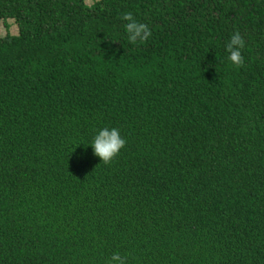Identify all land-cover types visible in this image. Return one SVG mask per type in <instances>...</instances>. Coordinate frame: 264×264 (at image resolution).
<instances>
[{"label":"trees","instance_id":"1","mask_svg":"<svg viewBox=\"0 0 264 264\" xmlns=\"http://www.w3.org/2000/svg\"><path fill=\"white\" fill-rule=\"evenodd\" d=\"M8 19L0 264H264V0H0ZM102 127L126 140L107 165Z\"/></svg>","mask_w":264,"mask_h":264},{"label":"clouds","instance_id":"2","mask_svg":"<svg viewBox=\"0 0 264 264\" xmlns=\"http://www.w3.org/2000/svg\"><path fill=\"white\" fill-rule=\"evenodd\" d=\"M124 20L129 21L126 29L130 34V39L135 41L137 37L141 40H146L151 34L144 24L137 23L131 13H126ZM143 33V35H141ZM244 42L239 33H234L228 42L226 49L229 53L228 59L235 65H240L243 62L241 49ZM126 140L121 135L120 129L116 127H102L98 129L88 146L91 147L94 156L98 157L104 164H109L119 155L121 149L125 147ZM110 264H127L125 257L119 254H113L110 259Z\"/></svg>","mask_w":264,"mask_h":264},{"label":"rangeland","instance_id":"3","mask_svg":"<svg viewBox=\"0 0 264 264\" xmlns=\"http://www.w3.org/2000/svg\"><path fill=\"white\" fill-rule=\"evenodd\" d=\"M87 3H92L93 0H85ZM7 32L11 34H17L18 28L16 23L12 19L6 20L4 23L2 20H0V36H4Z\"/></svg>","mask_w":264,"mask_h":264}]
</instances>
